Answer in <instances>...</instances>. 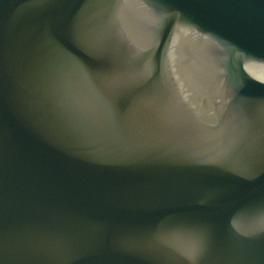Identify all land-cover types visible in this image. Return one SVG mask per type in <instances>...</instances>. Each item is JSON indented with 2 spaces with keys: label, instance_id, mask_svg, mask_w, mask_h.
I'll return each instance as SVG.
<instances>
[{
  "label": "water",
  "instance_id": "obj_1",
  "mask_svg": "<svg viewBox=\"0 0 264 264\" xmlns=\"http://www.w3.org/2000/svg\"><path fill=\"white\" fill-rule=\"evenodd\" d=\"M0 264H264V0H0Z\"/></svg>",
  "mask_w": 264,
  "mask_h": 264
}]
</instances>
